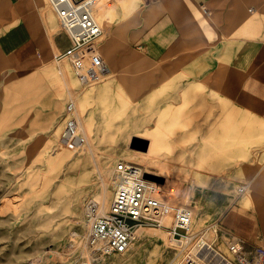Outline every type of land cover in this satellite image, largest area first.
<instances>
[{
	"label": "rangeland",
	"instance_id": "obj_1",
	"mask_svg": "<svg viewBox=\"0 0 264 264\" xmlns=\"http://www.w3.org/2000/svg\"><path fill=\"white\" fill-rule=\"evenodd\" d=\"M115 1L94 45L110 74L84 80L65 58L29 77L0 75V264H184L189 255L205 258L201 264H227L235 258L229 242L238 237L227 217L256 215L253 195L264 192V122L201 85L185 100L194 58L151 62L130 52L126 33L138 0ZM52 33H62L57 21ZM68 46L64 38L57 54ZM70 103L83 143L64 136ZM160 116L161 142L152 144ZM120 163L180 187L192 206L188 236L141 228L124 254L102 257L89 248L86 205L95 200L103 208L106 185L102 212L110 210ZM258 203L257 246L244 240L247 252L264 249V200ZM165 224L171 227L172 218ZM205 242L225 260L204 252Z\"/></svg>",
	"mask_w": 264,
	"mask_h": 264
},
{
	"label": "crops",
	"instance_id": "obj_2",
	"mask_svg": "<svg viewBox=\"0 0 264 264\" xmlns=\"http://www.w3.org/2000/svg\"><path fill=\"white\" fill-rule=\"evenodd\" d=\"M137 4L126 33L130 52L140 51L151 62L178 57L187 64L193 57L194 79L184 95L195 94L201 85L264 122V0H138ZM56 21L47 0H0V75L29 77L56 60L60 42L68 41L64 33H52ZM113 32L116 39L119 30ZM263 194L253 195L256 215L237 211L227 217L229 229L253 247Z\"/></svg>",
	"mask_w": 264,
	"mask_h": 264
},
{
	"label": "built area",
	"instance_id": "obj_3",
	"mask_svg": "<svg viewBox=\"0 0 264 264\" xmlns=\"http://www.w3.org/2000/svg\"><path fill=\"white\" fill-rule=\"evenodd\" d=\"M57 23L66 35L69 46L56 59L69 58L75 74L91 81L107 71V65L94 47L104 35L101 17L116 11L115 0H47ZM84 49H88L84 52ZM74 105L66 109V134L72 142L83 143L74 117ZM146 174L155 179L146 178ZM116 187L110 210L100 213L99 203L90 200L86 205L89 224L87 245L102 257L124 254L140 228L169 230L174 239L189 235L192 226V206L180 189L162 177L145 172L139 165L120 163L115 169ZM241 191H243L241 189ZM178 194L174 197L175 194ZM173 225L165 224L167 217ZM235 256L227 264H264V249L244 251V240L235 237L229 242ZM245 253L247 255H245ZM184 264H200L187 260Z\"/></svg>",
	"mask_w": 264,
	"mask_h": 264
},
{
	"label": "bare ground",
	"instance_id": "obj_4",
	"mask_svg": "<svg viewBox=\"0 0 264 264\" xmlns=\"http://www.w3.org/2000/svg\"><path fill=\"white\" fill-rule=\"evenodd\" d=\"M116 5H117V3H116ZM104 16V15H103ZM109 16V15H108ZM101 20L104 22V24H107V25H109L108 24V17L107 16H105V18L103 17V18H101ZM102 57V56H101ZM107 71H108V69H107ZM107 71L103 74V76L107 73ZM102 76V75H101ZM100 76V77H101ZM97 79V78H96ZM187 95H184V98H185V100H187ZM183 98V99H184ZM158 123H160L157 127H156V132H154L155 133V137H154V139H153V141H152V144L153 143H159V139H161V134H160V125H162V123H163V121H164V118H163V116H160L159 118H158ZM78 122V121H77ZM78 125H79V122H78ZM147 126V127H146ZM78 128H79V126H78ZM138 128V127H137ZM148 129L149 128V125H147V124H143V125H140V129ZM172 133H174V132H172ZM64 136H66V138H68V136H67V134L66 135H64ZM146 140H148L149 141V138H147ZM161 142V141H160ZM149 147H151V143H149ZM145 172H147V173H149L148 171H146L145 170ZM159 177H162L163 179H164V181H166L167 182V178L166 177H163V176H159ZM178 187V186H177ZM178 188H180V187H178ZM107 188H106V185L104 186V188H103V193L101 194V200H99L100 202H101V205L103 206V208L101 207L100 208V213H103L102 211L103 210H105V206H107V203H108V199H109V194L107 193V190H106ZM182 193V190L181 189H179V191L177 192V193ZM175 194L174 195V197L175 196H177L178 194ZM180 193V194H181ZM183 194V193H182ZM254 202V201H253ZM261 204V203H260ZM258 212V211H257ZM237 215V214H236ZM234 216V215H233ZM233 219V218H232ZM208 232V231H207ZM141 233H142V231H141V228L140 229H138L137 230V232L135 233V234H137L138 236H140L141 235ZM211 233V232H210ZM210 233H209V235H210ZM208 236V235H207ZM202 239H204V238H202ZM205 240V239H204ZM179 242V241H178ZM208 243V242H207ZM206 242H205V250H204V252H207V253H213L214 255H215V257H218V259H224L225 260V258H223L219 253H217L209 244H207ZM204 244V243H203ZM203 244H202V246H203ZM194 246V245H193ZM192 246V247H193ZM197 247V246H196ZM195 246H194V248L191 250L192 251V253H194L193 251H195ZM204 249V248H203ZM189 255V254H188ZM202 256V255H201ZM188 257V259L189 260H192V261H195V262H198V263H200V262H205V258L203 259H201V258H198V257H194V255H189V256H187ZM181 261V260H180ZM178 264H183L182 262L181 263H178ZM201 264V263H200Z\"/></svg>",
	"mask_w": 264,
	"mask_h": 264
},
{
	"label": "water",
	"instance_id": "obj_5",
	"mask_svg": "<svg viewBox=\"0 0 264 264\" xmlns=\"http://www.w3.org/2000/svg\"><path fill=\"white\" fill-rule=\"evenodd\" d=\"M146 178H151V179H157V178H155L154 176H151V175H148V174H146V176H145Z\"/></svg>",
	"mask_w": 264,
	"mask_h": 264
}]
</instances>
